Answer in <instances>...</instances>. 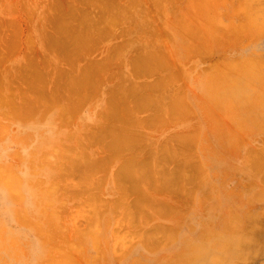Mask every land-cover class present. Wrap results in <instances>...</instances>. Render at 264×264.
Returning <instances> with one entry per match:
<instances>
[{
  "label": "rangeland",
  "instance_id": "rangeland-1",
  "mask_svg": "<svg viewBox=\"0 0 264 264\" xmlns=\"http://www.w3.org/2000/svg\"><path fill=\"white\" fill-rule=\"evenodd\" d=\"M239 2L0 0V168L19 194L0 187V264H66V249L69 264H190L199 257L207 264L216 239L264 227V168L252 161L262 155L264 162V109L256 100L255 108H240L243 99L230 86L237 77L244 89L253 87L240 71L251 64L245 60L264 57V35L234 36L232 27L247 21ZM261 6L264 0H250L252 17ZM79 29L84 44L76 40ZM120 99L113 109L129 120L109 111ZM120 123L130 124L128 136ZM99 124L114 128L99 132ZM86 154L97 159L86 161ZM151 163L159 181L144 169ZM193 166L202 176L189 180ZM142 168L160 187L167 178L168 190L150 188V178L136 182ZM170 170L189 181L171 182ZM129 175L146 193L130 187ZM172 183L186 187L184 194ZM49 210L57 224L45 223L54 216Z\"/></svg>",
  "mask_w": 264,
  "mask_h": 264
},
{
  "label": "bare ground",
  "instance_id": "bare-ground-1",
  "mask_svg": "<svg viewBox=\"0 0 264 264\" xmlns=\"http://www.w3.org/2000/svg\"><path fill=\"white\" fill-rule=\"evenodd\" d=\"M105 2H109V0H104ZM250 2V0H240V2H239V8L240 9H242V10H244V12L243 13H245V14H248V17L244 14V17H245V19L247 20L246 22H244V23H242V24H238V25H236V26H234V27H232V28H234L233 29V32L235 33V37L236 36H240V35H244V36H250V35H264V6H261V7H259L258 9H257V12H256V15H255V17H252L251 16V12L253 11L252 9H249L248 8V3ZM103 3V2H102ZM110 8V7H109ZM108 8V9H109ZM238 8V9H239ZM110 10V9H109ZM241 10V11H242ZM258 18H260L261 20L259 21V19ZM91 21V20H90ZM82 22V21H81ZM92 22V21H91ZM62 24V23H61ZM60 23H59V25H61ZM62 25H64V24H62ZM60 28V30H61V26H59ZM71 30V29H70ZM80 30V29H79ZM78 30V31H79ZM63 31V30H62ZM67 31V30H66ZM68 31H69V29H68ZM67 31V32H68ZM78 31H76V32H74V33H76L75 35V37H78V33H80L81 32V30L78 32ZM84 31V30H83ZM82 31V32H83ZM74 33H72V35L74 34ZM83 33H85V32H83ZM82 33V34H83ZM89 34V33H88ZM81 35V34H80ZM74 36V35H73ZM87 35L86 34H84V35H82V37L81 36H79V37H81V38H75L77 41H79V39L81 40V39H83V37L85 38ZM232 38H234V37H232ZM76 40H74V41H76ZM87 40V37L85 38V41ZM77 41H76V44H77ZM84 41V42H85ZM81 44H82V42H83V40H81V41H79ZM84 42H83V44H84ZM79 43V45H81ZM79 45H77V46H79ZM82 46H80L79 48H81ZM149 54H151V53H149ZM147 55V54H146ZM142 58V57H141ZM143 58H146V56L144 57L143 56ZM153 58H151L150 59V61H148L149 59H146L148 62H150L151 63V60H152ZM145 60V61H146ZM155 60V59H154ZM165 60V59H164ZM141 62H143L144 60H140ZM144 61V62H145ZM146 61V63H148ZM143 62V64H145ZM153 62V61H152ZM250 63L251 62V64H250V66L247 68V67H244V66H242L241 67V69H242V71H240L241 73H244V75H246L247 76V78H249V79H251V81H253L254 82V84H252V88L251 89H244V85H243V83L241 82V80H236V78L237 77H234V79L235 80H231L230 81V86H231V88L232 89H234V88H237V90L235 91V95H237L238 96V98L240 97L241 99H243L242 101H241V103H239V105H240V108H242V109H244L245 107L246 108H249L250 106L252 107V108H255V106L257 105V103H256V101L258 102V103H260L259 105L264 109V57H259V59L258 60H250V61H248V60H245V62H242V63ZM140 65H142L143 67L145 66V65H143V64H141L140 62H138ZM138 63H137V67H138ZM156 63H157V61H156ZM156 63L153 65V66H155L156 65ZM147 65V64H146ZM149 65H151V64H149ZM236 65H238V64H236ZM148 66V65H147ZM140 67V66H139ZM138 67V68H139ZM146 67V66H145ZM149 67V66H148ZM147 67V69L149 70V68ZM151 68H153L152 66H150ZM142 68V67H141ZM146 69V68H145ZM146 69V70H147ZM240 69V70H241ZM139 70H140V68H139ZM142 70V69H141ZM231 70H233V71H238V69L236 68V66L234 65V64H232V67H231ZM85 75L83 74V76H82V78H85L84 77ZM220 78H222L223 79V81L225 82V79L226 78H228V80H230L229 79V77L227 76V73L225 72V70L223 71V73L221 74V76H220ZM82 80H84V79H81V81ZM80 81V79H79V81L78 82H80V83H83V81L81 82ZM75 82V81H74ZM80 83H77V86H75L76 87V89L78 88L79 89V84ZM69 85V84H68ZM70 86V85H69ZM80 86H81V84H80ZM72 86H70V87H68V89H72L71 88ZM133 88H135V87H133ZM73 89H75L74 87H73ZM73 89H72V93H74V91L76 92V90H74L73 91ZM77 89V90H78ZM130 89H132L131 87H130ZM218 89L219 88H214V90H213V97H214V99H215V97H218L217 95L219 94V92H218ZM132 90H134V89H132ZM71 91V90H70ZM2 94V93H1ZM0 94V95H1ZM1 97V96H0ZM143 97V96H142ZM147 97V95H145L142 99H144V98H146ZM2 98H3V96H2ZM4 98H5V96H4ZM3 98V99H4ZM140 96H139V98H137L138 100H140ZM147 98H149V96L147 97ZM5 99H8V98H5ZM149 99H151V97L149 98ZM1 100V99H0ZM144 100H146V99H144ZM143 100V101H144ZM254 100H256V101H254ZM5 102H6V104L7 103H9L8 101H9V99H8V101L7 100H4ZM76 101V100H75ZM114 102H115V100H113ZM116 101H119V100H116ZM149 100H147L146 102H148ZM5 102H3L2 104H4L5 105ZM114 102H112L113 103V105H112V107H109L112 103L111 102H109V104H108V108H109V111L111 110H113L114 111V109L115 108H117V107H115V105H118V104H121L122 103V99H120V102L119 103H117V104H115ZM137 102V101H136ZM111 103V104H110ZM138 104L140 103V104H145V102H137ZM11 104V103H10ZM10 104H7L8 105V107H10L9 105ZM6 105V106H7ZM12 105V104H11ZM115 108H114V107ZM120 106V105H119ZM12 107V106H11ZM10 107V108H11ZM67 108V107H66ZM114 108V109H113ZM120 108V107H119ZM126 109V110H124V111H126V113L125 114H128L127 113V108L126 107H124L123 106V108L122 109ZM12 109V108H11ZM60 109V108H59ZM61 109H63L64 110V108L63 107H61ZM68 109V108H67ZM67 109H65V110H67ZM69 111H70V109H68ZM116 110V109H115ZM120 110H121V108H120ZM109 111H107V112H109ZM123 111V110H122ZM128 112H129V110H128ZM110 114H112L113 112H109ZM115 113H116V115L118 116L119 114H121V113H119V114H117L118 112H116V111H114V116H116L115 115ZM108 114V113H107ZM123 115L121 116V115H119V116H121L122 118L125 116L124 115V112L122 113ZM118 116V117H119ZM127 116V115H126ZM126 116L124 117L125 119H128V117L126 118ZM113 118V117H112ZM111 118V119H112ZM114 119V118H113ZM129 120V119H128ZM106 121H107V119H106ZM121 122H124V121H121ZM127 122V121H126ZM131 122V121H130ZM129 121L127 122V123H130ZM101 124V123H100ZM100 124H99V126H100ZM108 124H109V122H108ZM120 124H122V123H120ZM124 124V125H123ZM122 124V127L123 126H125V124L126 123H123ZM127 126H125V128L123 127V128H121V126H120V128H121V130L123 131H121L123 134H125V135H127L128 136V134H129V132H128V130H130L129 129V126L128 125H130V124H126ZM97 127V128H100V127ZM102 126H103V123H102ZM114 126V125H113ZM117 126V125H116ZM126 127H128L127 128V130H126ZM109 128V129H108ZM111 128V129H110ZM112 128H114V127H112V125H110V127H108V126H104V128L103 127H101L100 129H103V130H97L96 132H104V130L105 129H107L108 130V132H110V130H112ZM120 128L117 126V129H119L120 130ZM115 129H116V127H115ZM116 129V131H119V130H117ZM126 130V131H124V130ZM107 130H105V131H107ZM115 131V130H114ZM91 132V131H90ZM89 131H88V134L90 133ZM108 132H107V134H108ZM113 132V131H112ZM125 132V133H124ZM114 133V132H113ZM90 134H92V132L90 133ZM89 134V135H90ZM123 134L121 135V133L119 134V132H117V137H119L118 135H121V137H123ZM88 135V136H89ZM91 136V135H90ZM127 136H126V138H127ZM97 137V136H96ZM95 136H93L92 138H96ZM120 137V138H121ZM119 138V139H120ZM96 139H98V137L96 138ZM122 140V139H121ZM113 141V140H112ZM115 141V140H114ZM113 141V142H114ZM123 141V140H122ZM173 152V151H172ZM62 154H64V153H61V155ZM66 156V155H65ZM68 157L70 156V154L69 155H67ZM66 156V157H67ZM67 157V158H68ZM71 157V156H70ZM69 157V158H70ZM79 157H82V153H81V156H79ZM78 156H77V158H79ZM93 158H92V161H94V158L95 159H97V157H95V154H94V156H92ZM260 158L262 157V155H260L259 156ZM259 157H257V158H255V159H253L252 161H253V166L256 168V169H258L259 171L262 169V168H264V162H262V160L260 161V158ZM73 157H71L70 159H72ZM84 158H86V161L88 160L89 162L91 161V155L89 156L88 155V158H87V154H86V156L84 157ZM263 158V157H262ZM74 159V158H73ZM81 159H83V158H81ZM83 160H85V159H83ZM82 161V160H81ZM91 161V162H92ZM154 164H155V162H153ZM93 164V165H92ZM92 164H90L91 165V167L93 168L94 167V164L95 163H92ZM180 164V163H179ZM129 165V164H128ZM152 165V166H151ZM151 167L149 168V166H148V164H147V166L148 167H146V166H144V169H146V168H148L147 169V171H149V169L151 170L152 169V167L154 166L152 163H151ZM85 166H86V164H85ZM180 168H179V167ZM183 166V165H182ZM91 167H89V168H91ZM128 168L130 167V170L131 169H133L134 168V166H133V168H131V166H127ZM136 168L137 167H139V166H135ZM143 167V166H142ZM176 167H178L179 168V170H182L181 168V164L180 165H177V166H175V168ZM87 169H89L88 168V165H87V167H86ZM136 168H134V169H136ZM178 168H177V170L175 171L174 169V171H172L173 172V174L174 175H176V173H177V171H178ZM196 167H194L193 166V169H192V167H191V169H192V171L193 172H189V174H188V172L187 173H185V174H188V176H190L191 178H188L189 180H193V176L195 177V176H197V178L201 175V172H200V170H198V168H197V172H196V169H195ZM122 169V171L125 169V167H123V168H121ZM138 170L139 169H141V166L139 167V168H137ZM136 169V170H137ZM143 169V168H142ZM143 169V170H144ZM128 170V169H127ZM126 169H125V171H127ZM130 170H128L127 172H128V174H131V172L132 171H130ZM137 170V171H138ZM2 171H3V169L2 168H0V187L3 189V190H6L7 192H11V193H13L14 195H15V197L16 198H19V194H18V187H17V185L16 184H14V183H12V184H9L8 183V181H7V178H8V180H9V177L5 174V172H4V175H3V173H2ZM122 171H121V173H120V171H119V175L121 176V178L124 176V173H122ZM137 171H136V174H138V173H140L141 174V171L142 170H140V172H138L137 173ZM152 171V174H153V172H154V170H151ZM151 171H149V172H151ZM194 171H195V173H194ZM8 172V171H7ZM144 172H145V170H144ZM143 172V173H144ZM182 173H183V171H181ZM180 171L178 172V173H181ZM166 173H168V172H166ZM165 173V174H166ZM194 173V174H193ZM200 173V174H199ZM263 173V172H262ZM8 174V173H7ZM10 174V173H9ZM123 174V175H122ZM128 174H127V177H128ZM133 174V173H132ZM134 174H135V172H134ZM135 174V175H136ZM140 174H138L139 176H137V178L139 177V179H137L136 178V182H138L139 181V183L141 184V182H143V183H145V181H146V179L145 178H147V180H149L148 178H150V179H152V177H151V173L148 175V174H146V172H145V176H141V177H143L142 179L143 180H141L140 178ZM198 174H199V176H198ZM125 175H126V172H125ZM144 175V174H143ZM148 175V177H146ZM156 174L154 173L153 174V176L156 178L155 180H158L159 181V179H157V177L155 176ZM169 175H170V177H169V180H171V182H172V179L174 178V182H175V176L173 175V178H172V175H171V170H170V173H169ZM262 175H264V173L262 174ZM6 176V177H5ZM10 176H12L13 177V175H11L10 174ZM18 176V175H17ZM135 176V177H136ZM181 177H183V174L182 175H180ZM180 176H178V180H176V182L177 181H179L178 183H180V181H182L183 182V184L185 183V182H188L189 180L187 179V181H183L184 179L183 178H180ZM187 176V175H186ZM186 176H184V177H186ZM187 176V177H188ZM202 176V175H201ZM87 177V176H86ZM89 177V176H88ZM129 177H131L129 180H131L132 181V179H134L135 180V177H133V176H131V175H129ZM133 177V178H132ZM145 177V178H144ZM166 177V176H165ZM264 177V176H263ZM120 178V177H119ZM126 178V177H125ZM170 178H172V179H170ZM123 179V178H122ZM119 180V181H122V182H124V180L125 181H127V183L129 182L130 183V181H128V178H127V180L126 179H124V180ZM167 180V182L169 183V184H171L170 183V181H168V179L167 178H162V180H164L163 181V183H161V185L163 186V184L165 185V181ZM181 179V180H180ZM199 179V178H198ZM134 180L132 181V182H134ZM153 180V179H152ZM186 180V179H185ZM141 181V182H140ZM154 181V180H153ZM158 181H154V184L156 185L157 184V182ZM263 181H264V179H263ZM122 182H120V184L122 183ZM147 182V184H148V182H150V180L149 181H146ZM160 182H162L161 180H160ZM124 183H126V182H124ZM126 183V184H127ZM128 183V184H129ZM152 182H150V184H151ZM177 183V184H178ZM119 184V186H121V185H123V184H121L120 185ZM126 184L124 185V187H126ZM128 184H127V188H128ZM132 185L130 186V187H136V185H134L135 184V182L134 183H131ZM154 184H151V187L150 188H152L153 189V187L155 188V190L156 189H158L159 190V188H162V186L160 187V186H158V185H160L159 183L157 184V186H154ZM168 184V185H169ZM172 184H174V183H172ZM176 184V183H175ZM175 184H174V187H175ZM134 185V186H133ZM139 185V184H138ZM138 185H137V187H138ZM145 185H146V183H145ZM166 185H167V183H166ZM165 185V186H166ZM150 186V185H149ZM122 187V186H121ZM121 187H119L120 189H121ZM124 187H122V189H124ZM137 187H136V189H137ZM142 187V188H141ZM146 187H148V186H146ZM159 187V188H158ZM164 187V186H163ZM169 187H170V185H169ZM173 187V189H172V186L170 187L171 189H172V191L175 189V191H174V193L175 192H181V190L182 189H184V188H174ZM139 188L141 189V190H139L140 192H142V191H144L145 193H146V191H145V189L143 188V186L141 185V186H139ZM150 188H148V189H150ZM142 189H144V190H142ZM165 189H167L166 187H164V189L163 190H165ZM171 189H169V190H171ZM180 189V190H179ZM42 190V189H41ZM38 191V195H36V200H35V205H36V207H38V205L40 204V201H42V202H44V200H43V198L45 199V197H46V193H45V191L44 190H42V191ZM125 190H127V189H125ZM129 190V189H128ZM127 190V191H128ZM134 191H137L138 192V194H139V191H138V189L137 190H135V188L133 189ZM160 190H162V189H160ZM168 190V189H167ZM166 190V191H167ZM176 190H178V191H176ZM186 190V187H185V189L184 190H182L183 191V193L181 192V193H179V194H184V191ZM51 192L53 191V190H50ZM124 192V190H121V194H125L127 191H125V193H123ZM172 191H170V192H172ZM48 193H49V191H48ZM173 193V192H172ZM257 193V192H256ZM259 193H262V192H259ZM264 193V192H263ZM262 193V194H263ZM142 194H144L143 192H142ZM141 193H140V195H142ZM177 194V193H176ZM49 195V194H48ZM256 196H257V194H256ZM264 196V195H263ZM39 197V198H38ZM146 198V196H142V200L141 201H145V198ZM260 197V196H259ZM140 198V197H139ZM137 199L138 200V203H143V202H141L140 201V199ZM144 198V199H143ZM254 198H255V196H254ZM257 198V197H256ZM17 201H18V199H17ZM46 201V200H45ZM136 203V202H135ZM144 204V203H143ZM48 205H49V203H48ZM136 205H138L137 203H136ZM135 205V206H136ZM142 204H140L139 206H141ZM45 207H46V205H45ZM49 208V207H48ZM127 209V208H126ZM22 210V209H21ZM38 212H37V214L38 213H40V214H42V212H43V208H40L39 209V207H38ZM45 210H47V208L45 209ZM51 211L53 210V209H50ZM49 210V211H50ZM128 210V209H127ZM20 211V210H19ZM18 211V212H19ZM42 211V212H41ZM50 211V212H51ZM17 212V213H18ZM49 212V213H50ZM54 212V211H53ZM53 212H51L50 214H52V215H54V214H56L55 212L53 213ZM22 215H26L27 216V213L26 214H24L25 212H24V210L22 211ZM128 213V212H127ZM21 215V213H19V216ZM46 215H48V214H46ZM57 215V214H56ZM56 215H54V216H52L51 217V215L49 216H46V217H51V219L49 218H46L47 219V221H46V219H43V218H41V219H43V221H46L45 223H49V221H50V223H53V224H57L56 222L54 223V221L53 220H56L57 219V216ZM21 218H23V216H20ZM26 218H28V216L26 217ZM54 218V219H53ZM20 219V218H19ZM24 219H25V217H24ZM53 219V220H52ZM262 219H263V221H264V215H263V217H262ZM27 220H29V219H27ZM53 222H52V221ZM24 221V220H23ZM24 223V222H23ZM49 223V224H50ZM264 223V222H263ZM51 225V224H50ZM33 226L36 228V225L35 224H33ZM38 226H39V224H38ZM47 226L49 227V228H51V226H49L48 224H47ZM55 226H57V225H52V227H55ZM57 228H58V226H57ZM36 229H38V227L36 228ZM40 229V228H39ZM223 229V228H222ZM41 230V229H40ZM50 230V229H49ZM49 230L47 231V229L45 228V232L46 233H48L49 232ZM227 230V229H226ZM41 231H44V230H41ZM51 231H55V233H56V227L55 228H51ZM59 232H60V230H58ZM98 231V230H97ZM233 231V230H232ZM38 232V231H37ZM45 233V234H46ZM49 233H53V232H49ZM52 234L51 235V237H54V238H57V234ZM93 234H94V232H93ZM241 234V233H240ZM92 235V234H91ZM95 235L97 236L98 234H96V232H95ZM95 235H92L91 237L94 239V240H92V242L94 241L95 242V240H96V238L97 237H99V236H95ZM49 236V235H48ZM56 236V237H55ZM61 237L62 235H61V232H60V235H58V237ZM94 236L96 237V238H94ZM235 236V234H233V235H228V239H225V238H223L224 240H222V241H219V239H216L215 240V244H213V247H215V249L218 251V252H216V254L212 257V259H210L209 260V263H207V264H237L236 262H237V260H236V258H238V259H244L243 260V262H241V264H264V248L260 251V252H258V253H256V254H254L252 257H249V255H250V253L251 252H255V249L261 244V243H263L264 241H261L262 239H263V237H264V227L263 226H261L260 224H257V225H252V227H251V229L249 230V231H246V232H243L242 233V235H240L239 237H237V238H235L234 237ZM44 237H46V236H44ZM44 237H42L43 238V240L45 241V239H44ZM59 237V238H60ZM63 237V236H62ZM54 238H52V239H54ZM217 238H220V235L218 234L217 235ZM50 239V238H49ZM47 240V238H46V241H50V240ZM60 239H62V238H60ZM99 239V238H98ZM56 240V239H55ZM151 240L153 241H155V239H153V238H151ZM45 241V242H46ZM96 241H98V240H96ZM151 241V242H152ZM153 241V242H154ZM152 242V243H153ZM261 242V243H260ZM148 243H150V241L148 242ZM200 246V245H199ZM70 248H72V247H70ZM65 249V248H64ZM67 250V249H66ZM65 250V252L66 253H61V255H63L64 254V256L62 257H60L61 259L63 258H65L64 260L62 259V261L64 262V263H66V264H69V262L70 261H68V260H71V258H73L72 256L73 255H71V252L69 253V251H66ZM194 250H196V252H198L197 250H199V248L196 246L195 247V249ZM200 250H201V248H200ZM72 251H73V248H72ZM61 252V251H60ZM196 252H194V253H196ZM66 254H68V255H70L71 256V258H70V256L68 257V255H66ZM72 254H73V252H72ZM68 257H66V256ZM192 255H190L189 257H191ZM55 258V257H54ZM70 258V259H69ZM192 258V257H191ZM57 259V258H56ZM67 259V260H66ZM185 260V259H184ZM190 260V259H189ZM202 260H203V257L201 258V257H199V258H197V259H195V262L193 261L192 263H190V264H205V263H203L202 262ZM54 261V260H53ZM52 261V262H53ZM72 261H74V258H73V260ZM188 261V260H187ZM61 262V261H60ZM85 262H86V260H85ZM54 263V262H53ZM76 264H78L77 262H75ZM74 262H72V264H75ZM87 263V262H86ZM186 263V262H185ZM61 264V263H60ZM71 264V263H70ZM240 264V263H239Z\"/></svg>",
  "mask_w": 264,
  "mask_h": 264
}]
</instances>
